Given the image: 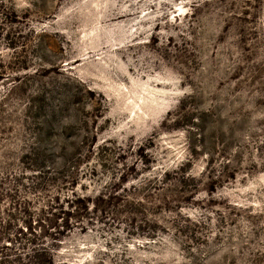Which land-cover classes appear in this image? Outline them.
<instances>
[{
    "label": "rangeland",
    "instance_id": "1",
    "mask_svg": "<svg viewBox=\"0 0 264 264\" xmlns=\"http://www.w3.org/2000/svg\"><path fill=\"white\" fill-rule=\"evenodd\" d=\"M49 261L264 264V0H0V264Z\"/></svg>",
    "mask_w": 264,
    "mask_h": 264
},
{
    "label": "trees",
    "instance_id": "2",
    "mask_svg": "<svg viewBox=\"0 0 264 264\" xmlns=\"http://www.w3.org/2000/svg\"><path fill=\"white\" fill-rule=\"evenodd\" d=\"M46 248H43V249H41V252H39V253H42L43 255H46V256H48V252L45 250ZM33 251V250H32ZM31 251V252H32ZM34 252V251H33ZM36 252V251H35ZM38 253V252H37ZM47 264H52V262H47Z\"/></svg>",
    "mask_w": 264,
    "mask_h": 264
}]
</instances>
